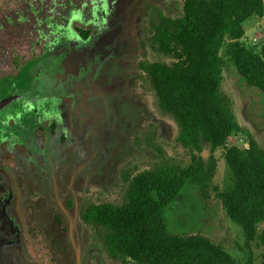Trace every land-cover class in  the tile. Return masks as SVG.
<instances>
[{
    "label": "rangeland",
    "instance_id": "obj_1",
    "mask_svg": "<svg viewBox=\"0 0 264 264\" xmlns=\"http://www.w3.org/2000/svg\"><path fill=\"white\" fill-rule=\"evenodd\" d=\"M109 4L0 0V39L18 36L42 54L74 42V54L80 53L68 70L56 55L36 66L21 59L15 65L25 88H12L9 80L0 86V109L6 105L0 112V174L9 195L0 201V264H124L108 253L107 232L84 222L86 209L123 206L132 178L143 171L191 164L192 153L178 142L179 126L159 109L138 68L169 61L151 37L160 15H180L182 0ZM243 28L241 45L259 54L264 19L251 18ZM221 57L220 92L240 127L226 148H246L252 139L264 150V95L245 85L224 50ZM225 149L212 152L202 143L205 166L211 157L216 162L209 198L201 200L197 187L185 184L166 209L168 231L202 236L236 264H260L258 241L246 240L217 198L233 186Z\"/></svg>",
    "mask_w": 264,
    "mask_h": 264
},
{
    "label": "trees",
    "instance_id": "obj_2",
    "mask_svg": "<svg viewBox=\"0 0 264 264\" xmlns=\"http://www.w3.org/2000/svg\"><path fill=\"white\" fill-rule=\"evenodd\" d=\"M105 3L110 7L109 0ZM251 18L264 19V0H182L178 17H158L151 42L169 61L141 62L138 68L149 78L159 109L179 126L178 142L192 157L186 169L137 174L121 207L86 209L84 222L107 232L108 253L124 264H236L202 236L170 235L165 212L187 183L197 187L201 200L209 198L216 162L211 157L205 166L199 156L202 143L212 152L223 150L240 130L220 92L223 50L245 85L264 95V43L259 54L240 43L243 24ZM224 161L233 186L217 198L246 240H257L264 251V150L249 139L246 148H226ZM2 178L0 174V201L8 202Z\"/></svg>",
    "mask_w": 264,
    "mask_h": 264
},
{
    "label": "flooded vegetation",
    "instance_id": "obj_3",
    "mask_svg": "<svg viewBox=\"0 0 264 264\" xmlns=\"http://www.w3.org/2000/svg\"><path fill=\"white\" fill-rule=\"evenodd\" d=\"M1 10H2V8H1ZM6 17L10 18L9 16H6ZM77 32H79V31H77ZM1 37H4V36L1 35ZM0 40L4 41L2 43L3 45L1 46L2 49L0 50V86L2 84H4V82H3L4 80H6V81L9 80L13 83L12 88H18V87L20 89L25 88V85H22L19 83L20 82L19 81L20 73L18 72V70H20V69L17 68V66L15 65V62L22 61L21 59H25V61H24L25 64L30 62L31 64H33V66H36V65L42 63L43 61H46L51 56L56 55L57 56L56 59L63 61L64 62L63 67H67L66 70H68V67H69V65L72 64L73 59L75 57L80 56L79 55L80 53L74 54V52L76 50V49H73V48H75L74 42H73V44L60 45V46L54 47V48H52L53 51H51L52 49H50L48 53L42 54L41 53L42 51H40L37 47H35L33 45L26 44L22 39L18 38V36L16 39H11L9 41L4 40V38L0 39ZM37 52H38L39 56L35 57L33 54H37ZM55 63L56 62L54 61V65H55ZM46 66L50 67V66H52V64H47ZM56 68H55V70H58ZM45 69H47V68H45ZM10 70L12 73H10ZM77 73H73V74H77ZM0 97L5 98V96H3V95H0ZM3 98H0V99H3ZM4 108H6V105L4 106ZM3 109H0V112L3 111Z\"/></svg>",
    "mask_w": 264,
    "mask_h": 264
}]
</instances>
